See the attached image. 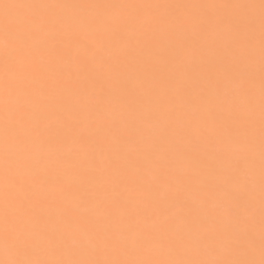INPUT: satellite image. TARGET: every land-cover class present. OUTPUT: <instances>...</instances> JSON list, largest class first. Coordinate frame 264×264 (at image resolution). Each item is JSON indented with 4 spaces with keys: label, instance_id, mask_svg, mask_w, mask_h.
Returning <instances> with one entry per match:
<instances>
[{
    "label": "snow or ice",
    "instance_id": "snow-or-ice-1",
    "mask_svg": "<svg viewBox=\"0 0 264 264\" xmlns=\"http://www.w3.org/2000/svg\"><path fill=\"white\" fill-rule=\"evenodd\" d=\"M0 264H264V0H0Z\"/></svg>",
    "mask_w": 264,
    "mask_h": 264
}]
</instances>
